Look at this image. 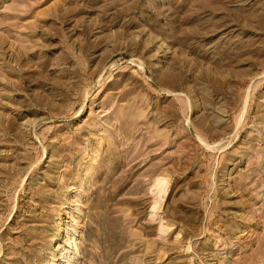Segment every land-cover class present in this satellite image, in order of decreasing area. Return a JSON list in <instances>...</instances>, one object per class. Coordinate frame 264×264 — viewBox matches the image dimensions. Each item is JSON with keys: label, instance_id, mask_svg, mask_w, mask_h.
<instances>
[{"label": "rangeland", "instance_id": "obj_1", "mask_svg": "<svg viewBox=\"0 0 264 264\" xmlns=\"http://www.w3.org/2000/svg\"><path fill=\"white\" fill-rule=\"evenodd\" d=\"M0 264H264V0H0Z\"/></svg>", "mask_w": 264, "mask_h": 264}]
</instances>
